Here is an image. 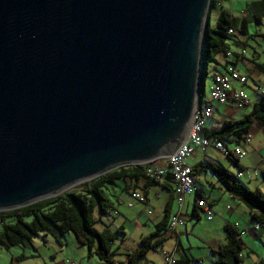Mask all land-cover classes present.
Instances as JSON below:
<instances>
[{"label":"water","instance_id":"1","mask_svg":"<svg viewBox=\"0 0 264 264\" xmlns=\"http://www.w3.org/2000/svg\"><path fill=\"white\" fill-rule=\"evenodd\" d=\"M210 0H0V212L172 157Z\"/></svg>","mask_w":264,"mask_h":264},{"label":"trees","instance_id":"2","mask_svg":"<svg viewBox=\"0 0 264 264\" xmlns=\"http://www.w3.org/2000/svg\"><path fill=\"white\" fill-rule=\"evenodd\" d=\"M221 0H210L209 10L215 3ZM241 18L233 17L228 11L221 10L214 27L210 26V17L207 14L203 30V42L201 48V72L199 77L198 99L202 101L204 81L207 75V66L216 62L218 55L224 56L230 45L226 36L228 29L244 30L245 25L259 21L264 16V0H255L248 3ZM254 66L264 74V61ZM256 122L264 127V100L253 104L250 114L237 122L226 121L218 131L204 134L216 139L223 144L225 142H244L252 124ZM230 159V158H229ZM234 164L237 160L230 159ZM209 173L219 187L231 199L239 202L249 213L251 221L264 228V195L258 190H250L229 173L221 164L200 162L191 167V175L196 178ZM121 180L137 183L145 181V185L153 186L163 183L172 186L164 178H153L146 174L144 166H123L113 169L104 175L78 185L72 190L59 196L49 198L29 206L13 211L0 212V247L31 246V239L38 234H48L61 246V238L71 233L77 242L86 248L87 257L95 256L100 264H112L115 254L113 244L125 236L123 226L114 230L102 222V216L106 215L112 204L101 195V190L107 185ZM194 185V182H193ZM175 199V198H174ZM175 201V200H174ZM95 213L98 216H95ZM169 210L165 204L163 217L155 225L154 231L139 241L138 249L129 254L127 264H139L149 252H155L165 243L164 234L167 231ZM191 220L198 221L197 208H193L190 214ZM97 223L103 224L101 231L95 230ZM225 243L218 250H211L216 258L213 264H244L243 243L237 229L229 224L223 226ZM181 264H189L188 259H181ZM119 264V263H118ZM257 264H264L262 261Z\"/></svg>","mask_w":264,"mask_h":264},{"label":"rangeland","instance_id":"3","mask_svg":"<svg viewBox=\"0 0 264 264\" xmlns=\"http://www.w3.org/2000/svg\"><path fill=\"white\" fill-rule=\"evenodd\" d=\"M255 0H221L212 6L208 15L210 17V26L214 27L221 10L228 11L233 17L241 18V11L244 7ZM249 35L247 44L248 56L254 51L257 52L258 61H264V16L259 21L248 24ZM255 56V55H254ZM221 57V55L217 56ZM216 59V60H217ZM214 64V63H213ZM212 62L207 66L208 76L212 73ZM209 77L205 86V96L209 94ZM247 95L250 98L253 97L251 86L245 88ZM204 100V99H203ZM250 108L242 111L246 113ZM242 116L237 115L236 119H240ZM256 143V142H255ZM254 143V145H255ZM261 145H264L262 142ZM260 145V146H261ZM258 153L264 157V147L260 148ZM209 159L215 161V163L221 164L225 168H231L233 165L221 156L218 152H207ZM198 156L195 154L190 162H196ZM203 161V160H202ZM207 176L216 183L215 179L207 173ZM80 185V184H79ZM207 193H209L210 200L215 202L212 209V221L207 222L204 215L196 221H188L186 223V230L184 226L179 230L182 233L179 235V241L185 256L190 260L191 264H213L215 257L211 254V249L220 248L225 243V234L223 232L224 222H237L239 227L248 230V224L254 226V221H251L246 209L238 202L229 198V196L217 187H210L208 184H203ZM78 186V185H77ZM74 186L69 190L74 189ZM123 182L121 180L109 184L105 189L101 190V195L112 204V209L108 213L102 216V222L108 224L111 229H114L118 224L125 222L126 238L125 241L127 249H136L139 245L141 236H147L153 232V224L160 219L163 214V206L165 202V196L159 188H151L149 191V206L151 215H148L145 206L141 205L137 200L131 198L130 194L124 190L121 191ZM157 189L161 192L160 196L155 195L154 190ZM67 190V191H69ZM140 193V191L138 192ZM116 198H119L117 200ZM95 216H98L95 213ZM250 218V219H249ZM126 220V221H125ZM147 224L146 228H139L138 224ZM95 230L101 231L104 226L101 223H97L94 226ZM185 230V233H184ZM243 244L247 249L251 250L254 255H250V259L245 251H243L244 264H255L260 259L264 260V234L255 239V236L247 233L242 236ZM62 245L59 246L55 240L48 234H38L31 239V246L20 247L12 246L9 248L0 247V264H67L69 262L82 264H100L95 256L87 257V250L81 246L71 233L65 234L61 238ZM175 237H167L165 244L162 248L155 252H149L144 260L139 264H164L163 253L170 252ZM120 243V242H119ZM120 246V245H119ZM117 251L120 247H115ZM217 250V249H216ZM115 252V251H114ZM115 252V257L117 256ZM183 254V256H184ZM37 256V257H36ZM53 256V257H52ZM114 257V258H115ZM119 258V257H117ZM198 261V262H197ZM121 264H127V259L122 258ZM118 264V263H114Z\"/></svg>","mask_w":264,"mask_h":264},{"label":"crops","instance_id":"4","mask_svg":"<svg viewBox=\"0 0 264 264\" xmlns=\"http://www.w3.org/2000/svg\"><path fill=\"white\" fill-rule=\"evenodd\" d=\"M245 26L246 27H245L244 30H242V31L237 30L236 31V35H237V38L245 39L246 48H248L247 44H248V39L250 38V35H249L250 31H249L248 24L245 25ZM229 48H230V50L232 52L237 53L238 50H239V45L238 44H232V45H230ZM249 55H250V57L248 56V52H247V49H246V55L243 58L240 57L239 59L234 60L233 66H234L235 70H237V72L239 74H241L243 76H247V78H248L247 86L248 85L251 86V89L253 87L259 86V85L264 86V74L261 73L254 66V63L260 64L262 62L258 61V58H257L258 55H257L256 51L253 50V52L251 54H249ZM217 58L218 57H216V59ZM216 59H215L216 62H212L213 67H212V73L210 74V76H208L209 74H208V69H207V75H206V78H205V81H204V90H203L202 100L203 99L207 100V98H204V96H205V86H206V82L208 80V77H209V80H210L209 83L211 85L212 76L215 73H217V72H221L222 69H223L222 67L225 65V63L228 60H232V59H229V58H225V55L224 56L221 55V57H219V59H217V60ZM245 92H246V90H245ZM253 97H254V95H253ZM252 100H253V102H251L245 108H242V109H238L233 104L232 101H228L223 106L214 105L212 107V116L206 122V125H205V128H204V132H206L208 134V133H210L212 131H218V130H220L222 128L223 123L226 122V121L237 122V121L241 120L244 116L250 114L253 104L257 102L255 100V97L253 99L251 98V101ZM248 108H250L248 112H246V113L242 112V111H244V110H246ZM237 115L242 116V118L237 120L236 119ZM262 142H264V127H262L261 125H259L256 122H254L252 124L250 130H249L248 135H246V138H245L244 142H239V144H236L234 142H225L224 143V146L227 149H233V148L237 147L245 154V158L242 159V160L237 161L236 164H234L229 158H226L230 162V164L233 165L232 167L234 168V170L231 169V168H225V167L224 168L229 173H231L235 178H237L236 177L237 174H240V177H238L237 179L245 187H247L250 190H258L264 195V167H262L260 169V171H258L259 173H257V174L253 173V171H254L253 169L255 167L259 166L262 162H264V157L261 156L260 153H258L260 148L264 147V145H261ZM254 143H255V145H254ZM207 152H213V151L212 150H206V151L197 150L186 161L187 165L190 166V167H193L197 163H200V162H208V163H211V164L215 163V161H213L212 159H209V157L207 156ZM195 154L198 156V160L196 162H190L191 158ZM144 184H145V181H142V182L139 181L137 183H134L133 181H131V182L125 181V184L123 183L121 191L123 190V187H124V190L126 192H128L129 194H131L133 192H137L138 193L139 191L142 194H146V197H147V200H148V206L145 207V208H147V210H146V212H147L148 210H150V206H149V191L153 187L159 188L160 191L163 193V196H165V202H164V206H163V211H164L165 204L167 203V208L169 210V214H168V222H169L170 216L173 215L174 213H176V211H177V206H176V203L174 201V193H173L172 186L170 185V187H169L168 184H167V186H165L163 183H159L157 185H153V186H150V187L148 185H145V187H144ZM203 184H208L210 187H217L220 190H222L217 183L213 182L207 176V174H202V175L194 178L195 192H194V194L192 196L187 197L183 207L181 208V212L183 213V216L186 219L185 223L183 225H181V226H177L175 228V230H174V233H172L171 235H168L167 231L164 234L165 241H166L167 237H169V238L175 237V242H174L173 247H172L170 252L163 253V260H165V255H172L174 260H175V262H176V264H181V262H180L181 259H184V258L188 259L185 256L184 252H183V248L181 247L180 241L178 240L179 239L178 236L182 234L179 229L184 226V229L186 230V223L188 221H191V222L194 221V220H191L190 214H191L193 208H197L196 201L198 199H200V198L204 199V201H206V204L209 206L211 212H212V209H213V207L215 205V202L210 200L209 193H207V191L205 190ZM160 191L155 189L154 190L155 195L160 196V194H161ZM116 199L119 200V198H116ZM234 201H236V200H234ZM238 207H239V202H238ZM197 212H198L199 219L204 215V218L206 220V216L208 215L207 213L201 212V210L198 209V208H197ZM246 212H247V214L249 216V213H248L247 210H246ZM211 214H213V212ZM148 215H151V213L148 214ZM162 217H163V214L160 217V219L157 220L153 224V229L155 228V225L161 221ZM211 217H212V215H211ZM211 221H212V219L209 222H211ZM250 222H251V220H250ZM124 224H125V222H123L121 224H118V226H116L114 228V229H116L119 226H123L125 236L121 239V241H117V242H115L113 244V250L116 249L115 248L116 245H117V247H120L121 249L120 250L117 249V251L114 250L118 254L116 253L117 256L114 258L112 264H114V263L121 264L122 263L121 262L122 258H124V260L127 259L128 255L133 253V252H135L138 249V246H139L138 245L136 249L130 250V249H127V245L125 244V241L122 242V240H124L126 238V232H125L126 230H125ZM135 224H138L139 228H146L147 227V224H143V225H141L139 223H135ZM225 224H229V225H231V226H233V227H235L237 229V232L239 234V237H240L242 243H243L242 236L246 235L247 233H249L252 236H255V239L260 238L264 234V228H259V229L255 230L253 225H249L248 224L249 227H248V230L246 232L245 228L239 227V224H237V222H224V225ZM167 226H168V223H167ZM114 229H111V230H114ZM185 230H184V233H185ZM150 234H148V235H150ZM142 237H145V236H141V238ZM244 248H245L244 251L246 252V254L248 255V257L250 259V255L252 256V255H254V253L251 250L247 249L245 245H244ZM216 249L218 250V248H216ZM216 249H211V250L216 251ZM115 252H114V254H115ZM183 254H184V256H183ZM117 257H119V258H117ZM260 261H262L264 263V260L260 259L255 264H257ZM76 264H82V263L79 262V263H76ZM164 264H165V262H164ZM189 264H191L190 260H189Z\"/></svg>","mask_w":264,"mask_h":264},{"label":"built area","instance_id":"5","mask_svg":"<svg viewBox=\"0 0 264 264\" xmlns=\"http://www.w3.org/2000/svg\"><path fill=\"white\" fill-rule=\"evenodd\" d=\"M244 14V11H241V15ZM226 36L229 38L228 44H238L239 50L237 53H234L229 48L225 53V58L232 60H226L227 62L222 67V71L212 76V83L209 88L207 100H202V103H199V110L196 112V115L192 116L185 138L172 157H160L150 164L142 165L153 173V182L154 178H164L168 183L175 184L177 211L169 218L167 227L168 235L174 233L177 226H181L185 223L186 219L181 212V208L187 197L192 196L195 192L193 191L194 178L191 175V167L187 165L186 161L197 150L216 151L225 158L237 161L245 158V154L239 148L227 149L222 142L211 139L204 134L206 122L212 116V107L214 105L223 106L228 101H232L238 109H242L253 102L245 92V88L248 84L247 76L239 74L233 66L234 60L240 57L243 58L246 55V41L245 39L237 38L236 31L233 29H228ZM251 91L257 102L264 100V86H255ZM262 167H264V162L255 167L253 173H259L258 171H260ZM236 177H240V174H237ZM130 196L141 205L145 207L148 206L146 194L133 192ZM196 206L201 212L208 214L206 216V221L212 219L210 208L204 199H198L196 201ZM150 213L151 210H148L147 214ZM254 228L256 230L263 228V226L254 224ZM164 262L165 264H176L172 255H165ZM67 264L75 263L69 262Z\"/></svg>","mask_w":264,"mask_h":264},{"label":"bare ground","instance_id":"6","mask_svg":"<svg viewBox=\"0 0 264 264\" xmlns=\"http://www.w3.org/2000/svg\"><path fill=\"white\" fill-rule=\"evenodd\" d=\"M199 103H202V101H200L199 102V99H197V101H196V105H195V108H194V113H193V115H196V112L199 110ZM157 160V159H156ZM146 174L149 176V177H151V178H153V173H151L149 170H147V168H146ZM172 189H173V193H174V200H175V203H176V189H175V184H172ZM193 191H195V187H194V185H193Z\"/></svg>","mask_w":264,"mask_h":264}]
</instances>
